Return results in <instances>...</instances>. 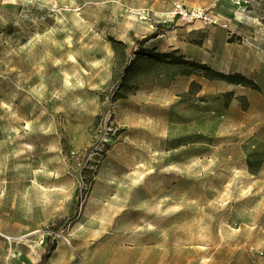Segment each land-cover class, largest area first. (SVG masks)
Instances as JSON below:
<instances>
[{
	"label": "rangeland",
	"instance_id": "rangeland-1",
	"mask_svg": "<svg viewBox=\"0 0 264 264\" xmlns=\"http://www.w3.org/2000/svg\"><path fill=\"white\" fill-rule=\"evenodd\" d=\"M225 2L0 0L5 236L82 264H264V0Z\"/></svg>",
	"mask_w": 264,
	"mask_h": 264
},
{
	"label": "crops",
	"instance_id": "crops-1",
	"mask_svg": "<svg viewBox=\"0 0 264 264\" xmlns=\"http://www.w3.org/2000/svg\"><path fill=\"white\" fill-rule=\"evenodd\" d=\"M4 232L0 230V264H38L47 253L43 264H82L76 251L69 245L58 244L46 251L39 244H17L7 242Z\"/></svg>",
	"mask_w": 264,
	"mask_h": 264
},
{
	"label": "built area",
	"instance_id": "built-area-1",
	"mask_svg": "<svg viewBox=\"0 0 264 264\" xmlns=\"http://www.w3.org/2000/svg\"><path fill=\"white\" fill-rule=\"evenodd\" d=\"M144 17H147L146 11H143ZM167 20L170 22H176L182 20L183 22H194L199 20L203 24H213L219 25L222 24L221 16L214 12H207L203 9L194 8L188 9L181 4H175L167 13ZM223 26L227 27V23L223 24ZM6 238L12 242L15 240L14 237L6 235ZM39 244L43 245L45 243L44 237L41 236L40 240L38 241Z\"/></svg>",
	"mask_w": 264,
	"mask_h": 264
},
{
	"label": "trees",
	"instance_id": "trees-1",
	"mask_svg": "<svg viewBox=\"0 0 264 264\" xmlns=\"http://www.w3.org/2000/svg\"><path fill=\"white\" fill-rule=\"evenodd\" d=\"M170 54L168 53H160L158 55V57H163V58H166V57H169ZM174 59H176L177 61H181L182 58H179L177 56L174 57ZM199 67H201L202 69H205L206 70V73L208 75H210V77H220V78H225L227 80H229L230 82H233V83H240V84H243V85H246V86H251V87H254V88H257L259 87L257 82L250 76H247L241 72H235L233 74H225L221 71H218L212 67H210L209 65L207 64H198ZM47 257V253H45L43 255V259L41 260V262H39L38 264H43L44 263V260L45 258Z\"/></svg>",
	"mask_w": 264,
	"mask_h": 264
},
{
	"label": "bare ground",
	"instance_id": "bare-ground-1",
	"mask_svg": "<svg viewBox=\"0 0 264 264\" xmlns=\"http://www.w3.org/2000/svg\"><path fill=\"white\" fill-rule=\"evenodd\" d=\"M224 4L229 5V10H226L230 15H233L237 11L236 2L234 0H227Z\"/></svg>",
	"mask_w": 264,
	"mask_h": 264
}]
</instances>
